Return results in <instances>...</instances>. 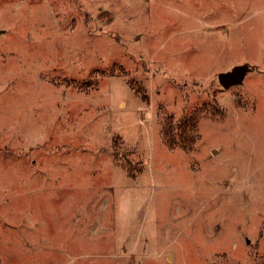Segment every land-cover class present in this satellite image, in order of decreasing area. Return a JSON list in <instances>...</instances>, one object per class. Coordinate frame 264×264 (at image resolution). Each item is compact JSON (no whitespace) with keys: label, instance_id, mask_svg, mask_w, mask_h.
<instances>
[{"label":"rangeland","instance_id":"1","mask_svg":"<svg viewBox=\"0 0 264 264\" xmlns=\"http://www.w3.org/2000/svg\"><path fill=\"white\" fill-rule=\"evenodd\" d=\"M0 264H264V0H0Z\"/></svg>","mask_w":264,"mask_h":264},{"label":"water","instance_id":"2","mask_svg":"<svg viewBox=\"0 0 264 264\" xmlns=\"http://www.w3.org/2000/svg\"><path fill=\"white\" fill-rule=\"evenodd\" d=\"M252 70L247 64L237 65L229 71L218 73V83L223 89H229L233 86L241 85L245 76Z\"/></svg>","mask_w":264,"mask_h":264}]
</instances>
